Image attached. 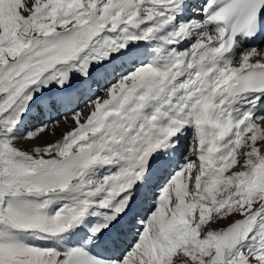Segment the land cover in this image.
<instances>
[{"label":"snow or ice","instance_id":"obj_1","mask_svg":"<svg viewBox=\"0 0 264 264\" xmlns=\"http://www.w3.org/2000/svg\"><path fill=\"white\" fill-rule=\"evenodd\" d=\"M256 40L264 0H0V264H264Z\"/></svg>","mask_w":264,"mask_h":264},{"label":"bare ground","instance_id":"obj_2","mask_svg":"<svg viewBox=\"0 0 264 264\" xmlns=\"http://www.w3.org/2000/svg\"><path fill=\"white\" fill-rule=\"evenodd\" d=\"M61 131H63V129H61ZM59 138V134H57L56 136H46L45 139L46 140H51V141H54L56 139ZM20 144V146L24 147V148H31L32 144L35 143V144H40L42 143V141H34V142H25V141H20L18 142Z\"/></svg>","mask_w":264,"mask_h":264},{"label":"rangeland","instance_id":"obj_3","mask_svg":"<svg viewBox=\"0 0 264 264\" xmlns=\"http://www.w3.org/2000/svg\"><path fill=\"white\" fill-rule=\"evenodd\" d=\"M228 223V221H222L219 226H223L224 224Z\"/></svg>","mask_w":264,"mask_h":264}]
</instances>
